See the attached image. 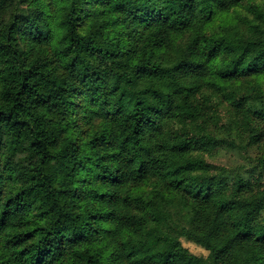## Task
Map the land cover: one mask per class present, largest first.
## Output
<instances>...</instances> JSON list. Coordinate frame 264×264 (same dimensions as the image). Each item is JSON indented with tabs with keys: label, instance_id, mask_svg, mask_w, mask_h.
Returning <instances> with one entry per match:
<instances>
[{
	"label": "clouds",
	"instance_id": "9594fccd",
	"mask_svg": "<svg viewBox=\"0 0 264 264\" xmlns=\"http://www.w3.org/2000/svg\"><path fill=\"white\" fill-rule=\"evenodd\" d=\"M185 2L27 0L21 5L20 0H0V45L8 44L7 24L21 7L28 17L27 35L0 51V134L8 145L0 147V169L6 164L14 169L0 211L9 196L32 184L31 176L38 174L44 186L39 196L29 197L27 213L11 217L7 231H0V264H32L20 248L37 245L53 249L44 264H89L90 257L95 264H113L114 253L143 236L133 237L135 229L119 218L149 219L161 208L176 210L173 227L202 237L207 252L202 264H264V118L251 114L264 112V67L252 75L249 63L264 60V0H224L236 21L234 36L211 59L205 43L208 14L221 13L220 0H193L190 22L181 12ZM74 9L82 10L79 20L73 19ZM181 32L185 39L178 41ZM195 37L200 38L196 64H189L188 45ZM222 74L232 77L231 87L218 90L213 85L222 83ZM85 75L99 82L85 84ZM22 81L26 87L21 91ZM240 96L246 99L236 109L232 100ZM217 98L230 106L227 118L219 115ZM8 113L12 119H6ZM148 116L156 123L141 130L136 121ZM13 120L27 125L13 127ZM100 135L110 146L92 148L88 141ZM180 139L219 140L221 148H190L173 160L172 146ZM33 142L36 147L30 146ZM73 143L80 151H73ZM221 151L240 159L212 163ZM101 155L104 168L116 177L109 183L99 178ZM141 161L144 177L137 174ZM146 180L153 184V196L136 199L132 189ZM98 193L111 194V203ZM164 193L170 198L162 199ZM98 212L113 213V222L89 218ZM25 221L42 232L20 248L7 245L25 230ZM95 231L100 234L92 236ZM78 232L92 241L72 245ZM44 236L51 244L41 243ZM61 236L63 256L55 248Z\"/></svg>",
	"mask_w": 264,
	"mask_h": 264
},
{
	"label": "trees",
	"instance_id": "16d2710c",
	"mask_svg": "<svg viewBox=\"0 0 264 264\" xmlns=\"http://www.w3.org/2000/svg\"><path fill=\"white\" fill-rule=\"evenodd\" d=\"M27 0H20V4L24 5ZM218 7L221 9V13L219 15L213 16L212 11H209V38L205 43L208 46V54L209 58H213L221 45L224 47H229L227 43H225V39H231L234 36V33L231 31L234 24L236 23L235 18L227 11L224 0H220ZM27 9L21 7L20 11L15 13L10 21L7 24V32L5 34V39L8 41L7 45H0V51H4L6 47H11L12 43H15L16 39L19 37H25L27 35L24 24L27 23L28 17L24 15ZM203 11V9H201ZM73 12L75 15L73 16L74 20L80 19V12L82 10L74 9ZM181 12L188 17L189 22L193 16L190 14L194 13V3L193 0H186L184 6L181 9ZM3 19H0V24H3ZM180 24L185 26V20L181 19ZM185 39V36L181 32L177 40L182 41ZM219 40V43L217 41ZM200 41L199 37H195L189 43V54L192 56V59L188 61L189 64H196L197 52L195 51L198 47V42ZM7 55V52H5ZM4 63H8L7 60ZM251 66L252 75L257 74L258 70L261 67H264V60L254 59L249 62ZM200 67V65H196ZM31 71V69H29ZM10 75H14L10 73ZM25 80L28 77H24ZM232 79V77L227 75H221L220 80L222 83H217L213 85L214 88L218 90H223L226 87H231L228 81ZM90 81L93 82V85L99 82V77H95L94 75H85L83 78V83L88 84ZM6 82V78H5ZM26 87V85L21 83V91ZM91 87V86H90ZM75 91V90H73ZM188 93H192V89H188ZM7 95H11V92L7 93ZM17 96L20 95V92L16 93ZM187 99V97H186ZM245 97L240 96L238 99L232 100V105L235 106L236 109H239L243 102L245 101ZM217 111L221 118H227L229 115L230 106H224V99L217 98ZM139 105L140 102L138 101ZM191 107V105H188ZM121 109H117V112H120ZM161 110L157 109L156 113L158 114ZM255 118H264V112H253L251 113ZM6 119H12V113H8ZM151 122L155 125V121L151 116L147 117V120L144 117H141L136 121L137 125L141 126V130L143 127L148 125ZM13 127H24L27 125V121L13 120ZM133 133L139 135L140 133L137 131V128L132 129ZM20 133H17V138L19 139ZM128 140V137H125V141ZM15 143V142H13ZM54 143V141H53ZM138 143V142H137ZM88 144L91 145L92 148H106L109 147L111 141H107L103 135L94 136L92 139L88 141ZM5 144L3 134H0V147H7ZM31 147H36V142H33ZM190 148L199 150V149H212L213 151L221 148V141L206 139L203 141L197 140L192 141L180 139L178 143L172 146L173 151L170 153V156L173 160H179L180 157L185 155ZM15 151V149H14ZM73 151H80L79 145L73 143ZM11 159V158H9ZM46 155L41 157V164L45 163ZM90 159V158H88ZM99 163L96 167L101 168L102 171L99 174V178L102 183H109L111 180H115L116 177L112 173L110 169L104 168V164L106 162L105 156H99ZM82 163L77 161V164ZM73 171H75L76 164L72 166ZM187 165L180 164L179 168H186ZM14 169L9 167L8 164L4 166L3 169H0V198L4 195V189L7 184L12 181ZM33 172H36V169H33ZM179 169H173L174 174H178ZM137 174L139 176H146L147 174L143 171V161H141L140 167L137 169ZM32 184L23 189L21 192L16 193L13 196H9L7 200L4 201L3 210L0 211V231H7L10 226V218L17 215H24L31 208V204L29 203V197H32L34 194L39 196L44 191V186L41 183L38 174L30 177ZM182 183V181H180ZM39 189L40 191H36ZM67 191V190H66ZM75 195V193H74ZM101 200L105 203H111V194L109 193H98L97 194ZM132 195L136 199H140L141 196L152 197L153 196V184L150 181H145L142 185L132 189ZM78 198V197H77ZM169 194H162V199H169ZM125 200H128L129 197H124ZM155 197H153V200ZM151 204L152 201H149ZM43 215V213H41ZM113 213L103 212V213H95L90 214L89 218L92 220H99L97 222L102 223H111L113 222L112 217ZM176 215V210L174 209H166L161 208L157 209L154 216L149 219L140 218L137 220L134 216L129 215L128 217H120V220H123L125 225L131 226L135 229L133 231L132 236L135 237L137 233H143V236L140 240H137L135 243L128 242L126 248L119 254H113L115 257L113 264H202L203 256H196L191 254L186 248L183 247L181 240H185L191 242L202 249L205 250L203 239L200 237L196 231L190 229H178L173 227L175 220L174 217ZM155 225V227H153ZM23 228L25 229L23 232H17L13 238L7 241V245H11L14 248H20V245L26 242L27 240H31L35 238L36 234L42 232L41 229L33 227L31 221H25L23 223ZM105 234L109 232V230L105 229ZM99 231H95L92 233V236H98ZM49 236L51 233L48 234ZM264 235V234H262ZM92 236L84 232H78L75 234L74 239L71 240L72 245H78L81 243H87L92 241ZM21 237L23 239H21ZM55 239V237L53 238ZM261 239L260 236L256 237V241L259 242ZM44 241H48L51 244V241L48 240V236H44L41 240V243ZM64 238L61 236L60 241L55 245V248L58 250L59 255L63 256V251L61 249V245L63 244ZM6 245V246H7ZM52 248H41L39 245L36 246L35 249L31 248H20V254L23 256H28V258L32 261V264H44L45 257L48 253L52 252ZM71 260V258H69ZM7 264V262H5ZM89 264H95L92 261V258H89Z\"/></svg>",
	"mask_w": 264,
	"mask_h": 264
},
{
	"label": "rangeland",
	"instance_id": "374dc122",
	"mask_svg": "<svg viewBox=\"0 0 264 264\" xmlns=\"http://www.w3.org/2000/svg\"><path fill=\"white\" fill-rule=\"evenodd\" d=\"M239 159L240 157L237 153L221 151L220 155L216 158V160L211 162L215 164L225 165L228 164L229 162L239 161ZM181 242L183 247L186 248L191 254L196 256H203V257L207 255V252L201 247L185 240H181Z\"/></svg>",
	"mask_w": 264,
	"mask_h": 264
}]
</instances>
